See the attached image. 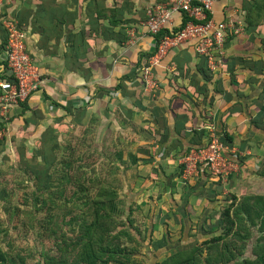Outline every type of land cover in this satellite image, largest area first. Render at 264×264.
I'll use <instances>...</instances> for the list:
<instances>
[{
    "label": "crops",
    "instance_id": "obj_1",
    "mask_svg": "<svg viewBox=\"0 0 264 264\" xmlns=\"http://www.w3.org/2000/svg\"><path fill=\"white\" fill-rule=\"evenodd\" d=\"M4 1L0 79L7 73L8 19L24 31L42 83L0 120L2 160L12 167L36 158V171L51 166L73 134H91L93 147L111 152L113 165L134 173L141 185L127 201L140 218L134 226L149 234L142 242L144 264L163 261L166 249L203 243L219 232L229 196L240 199L264 186L258 175L264 170V19L248 31L246 26L256 0H215L214 21L245 28L227 39L216 70L186 42L153 67L154 88L141 73L158 39L146 29V12L168 0ZM184 17L173 15L175 31ZM211 133L220 140L232 136L224 154H235L238 171L221 182L201 170L184 182L182 158ZM133 179L126 181L129 188Z\"/></svg>",
    "mask_w": 264,
    "mask_h": 264
},
{
    "label": "rangeland",
    "instance_id": "obj_2",
    "mask_svg": "<svg viewBox=\"0 0 264 264\" xmlns=\"http://www.w3.org/2000/svg\"><path fill=\"white\" fill-rule=\"evenodd\" d=\"M76 135L69 138L65 151L58 153L47 169L35 171L34 164L40 162L36 158L17 161L20 167H11V163L6 164L0 156V264H45L46 258L58 256L56 244L61 245V240H68L77 229L75 219L72 223L75 216L72 211H86V205L80 204L79 199L92 201L104 196L116 200V208L111 207L117 217L115 224L126 231L136 229L128 233L129 237H123V242L137 254L133 259L135 264H144L146 250L142 240L145 235L139 227L133 226L139 224L140 218L133 217L129 225L124 214L133 207L128 206L127 198L132 188L141 186L139 181L135 180L134 173L123 172L113 165L111 152L94 148L91 134ZM130 176L135 184H130L129 188L126 181ZM82 185L84 193L80 190ZM258 191L250 189L240 198L264 196V186ZM135 213L138 214L137 209Z\"/></svg>",
    "mask_w": 264,
    "mask_h": 264
},
{
    "label": "trees",
    "instance_id": "obj_3",
    "mask_svg": "<svg viewBox=\"0 0 264 264\" xmlns=\"http://www.w3.org/2000/svg\"><path fill=\"white\" fill-rule=\"evenodd\" d=\"M263 19L264 0H256L246 17L247 31L251 26L261 24ZM188 20L185 15L179 29ZM163 34L164 32L158 39ZM253 65L254 68H259L257 62H253ZM261 65L263 66V63ZM261 65L260 69H263ZM6 76L8 73L4 78ZM233 140L228 134H224V138L221 139L224 145L232 143ZM48 162L46 161V164ZM258 175L264 178V170ZM80 190L85 192L83 185ZM104 197L92 201L79 199L80 204L86 205V211L77 213L72 211L75 213L72 223L75 219L76 232L68 240L62 239L61 245L59 242L56 244L58 256L46 258L45 264H135L133 259L137 254L123 242V237H129L128 233H134L136 229L132 228L130 231L120 229V226L115 224L117 218L115 211L111 210V207L116 208V200ZM227 202L218 233L191 247L166 249L164 252L166 258L155 264H264V196L239 199L234 195L229 196ZM45 204L46 202L44 206ZM124 214L127 223L132 224L133 207L124 211ZM50 219L53 221V215ZM140 232L143 233L142 230ZM144 235L142 242L149 236L147 233ZM164 239L168 245L167 238ZM0 258L2 259L1 253Z\"/></svg>",
    "mask_w": 264,
    "mask_h": 264
},
{
    "label": "built area",
    "instance_id": "obj_4",
    "mask_svg": "<svg viewBox=\"0 0 264 264\" xmlns=\"http://www.w3.org/2000/svg\"><path fill=\"white\" fill-rule=\"evenodd\" d=\"M0 0V13L4 7ZM215 0H168L166 4L157 5L147 10L145 26L147 31L159 36L155 41L154 51L149 65L141 69L142 77L148 88L156 86L153 80V67L174 47L186 42H193L196 53L206 58L209 69L216 70L225 56L227 39L232 35L239 36L245 28L232 20L214 21L213 6ZM184 13L189 20L175 31L173 15ZM7 32L6 70L8 76L0 79V120L4 122L14 106L25 103L41 88L42 75L39 67L33 62L26 50L25 33L18 23L4 21ZM166 32V33H165ZM4 137V129H0V143ZM225 146L220 138L211 133L205 145L195 147L182 158V179L190 182L198 177L201 170L221 182L238 171L235 154H224Z\"/></svg>",
    "mask_w": 264,
    "mask_h": 264
}]
</instances>
